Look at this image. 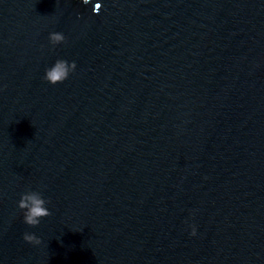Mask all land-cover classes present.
I'll return each mask as SVG.
<instances>
[{
  "label": "water",
  "instance_id": "95a60500",
  "mask_svg": "<svg viewBox=\"0 0 264 264\" xmlns=\"http://www.w3.org/2000/svg\"><path fill=\"white\" fill-rule=\"evenodd\" d=\"M0 264H264V0H0Z\"/></svg>",
  "mask_w": 264,
  "mask_h": 264
},
{
  "label": "clouds",
  "instance_id": "9594fccd",
  "mask_svg": "<svg viewBox=\"0 0 264 264\" xmlns=\"http://www.w3.org/2000/svg\"><path fill=\"white\" fill-rule=\"evenodd\" d=\"M96 12V11H94ZM65 36L62 32L54 31L49 33V40L53 46L65 42ZM76 62L58 58L55 62L45 69L43 79L50 84L56 85L65 81L69 75L76 70ZM50 201L44 195L35 190H29L21 193L17 202L18 208L23 213V221L30 226H37L44 217L50 216L51 211L48 207ZM197 234V226L191 225V235ZM25 241L39 245L40 237L35 233L25 232L23 234Z\"/></svg>",
  "mask_w": 264,
  "mask_h": 264
}]
</instances>
